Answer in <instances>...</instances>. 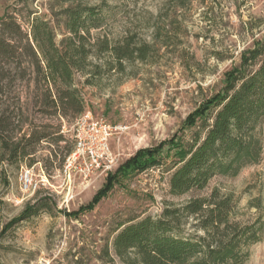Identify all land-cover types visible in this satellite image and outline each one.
<instances>
[{
  "label": "rangeland",
  "instance_id": "1",
  "mask_svg": "<svg viewBox=\"0 0 264 264\" xmlns=\"http://www.w3.org/2000/svg\"><path fill=\"white\" fill-rule=\"evenodd\" d=\"M77 5L100 6L106 14L103 25L91 29L97 45H88L90 73L78 72L76 83L85 97L84 111L104 116L114 128L113 162L87 178L65 173L79 115L68 120L41 113L42 96L31 69L7 71L14 82L0 97V115L15 110L13 140L29 134L34 124L48 123L52 131L61 124L63 139L42 140L23 161L10 160L0 145V264H126L113 244L121 223L159 218L167 207H182L215 191L233 198L232 222L255 224L262 236L247 247L242 264H264V119L258 163L235 176L215 175L204 188L184 194H173L170 186L177 144L192 139L206 102L241 68L244 53L264 43V0H0V17L14 15L27 31L34 17H42L60 40L65 10ZM126 38L145 45L144 60L136 55L118 60L114 48ZM105 39L111 51H101ZM150 149L160 150L158 164L125 177L117 173L138 151ZM27 170L29 186L22 180ZM109 173L119 175L107 195L93 208L84 207ZM28 206H39V213L15 222ZM197 223L195 216L182 217V234H203Z\"/></svg>",
  "mask_w": 264,
  "mask_h": 264
},
{
  "label": "trees",
  "instance_id": "2",
  "mask_svg": "<svg viewBox=\"0 0 264 264\" xmlns=\"http://www.w3.org/2000/svg\"><path fill=\"white\" fill-rule=\"evenodd\" d=\"M103 9L83 5L68 7L60 40H57V29L42 17H34L31 30L27 31L14 15L1 16L0 97L14 82L5 75L7 71L25 73L29 68L34 87L42 96L38 108L41 113L68 120L83 113L86 102L77 86L76 74L90 73L89 58L97 45L91 42V29L103 25L106 19ZM101 42V51H111L106 39ZM114 51L119 61L134 55L141 60L146 57L145 45L137 46L127 38ZM204 109L203 123L192 139L176 146L170 180L173 194L204 188L215 175L235 176L245 166L261 160L263 140L258 129L264 119V43L244 53L241 68L228 76L221 92L209 99ZM15 115V110L0 115V145L9 153L10 160L23 161L42 140L60 142L63 139L61 124L52 131L54 125L48 123L34 124L29 134L15 141L10 135ZM159 152V149L138 151L117 173L125 177L133 174L131 171L142 172L160 162ZM118 175L109 173L105 186L84 207L93 208L107 195ZM232 209L233 198L221 197L215 191L182 207H167L159 218H133L119 225L122 229L114 238V249L126 264H242L248 256L247 247L260 241L262 236L255 224L242 226L232 222ZM39 211V206H28L15 222ZM184 216L197 217V227L203 234H182L180 226Z\"/></svg>",
  "mask_w": 264,
  "mask_h": 264
},
{
  "label": "built area",
  "instance_id": "3",
  "mask_svg": "<svg viewBox=\"0 0 264 264\" xmlns=\"http://www.w3.org/2000/svg\"><path fill=\"white\" fill-rule=\"evenodd\" d=\"M113 126L104 116H97L91 110L81 113L73 125L74 148L65 157L63 170L71 175L81 173L85 178L100 169H109L113 162L110 139ZM22 180L31 182L30 170L22 174Z\"/></svg>",
  "mask_w": 264,
  "mask_h": 264
}]
</instances>
